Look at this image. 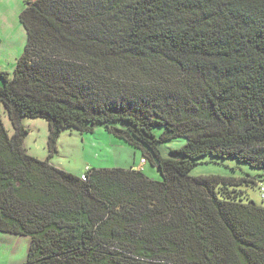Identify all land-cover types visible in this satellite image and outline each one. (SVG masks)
<instances>
[{
    "label": "trees",
    "instance_id": "trees-1",
    "mask_svg": "<svg viewBox=\"0 0 264 264\" xmlns=\"http://www.w3.org/2000/svg\"><path fill=\"white\" fill-rule=\"evenodd\" d=\"M23 3L24 51L0 70V233L30 239L24 264H264V208L237 190L259 176H190L210 156L264 177V0ZM35 119L45 160L24 147ZM97 127L138 165L51 163L64 131Z\"/></svg>",
    "mask_w": 264,
    "mask_h": 264
},
{
    "label": "rangeland",
    "instance_id": "rangeland-1",
    "mask_svg": "<svg viewBox=\"0 0 264 264\" xmlns=\"http://www.w3.org/2000/svg\"><path fill=\"white\" fill-rule=\"evenodd\" d=\"M23 9V0H0V70L8 73L10 78L13 76L16 61L25 48V31L19 23V15ZM11 53L13 55L12 58H10ZM0 115L6 129L9 133H12L9 120L2 107H0ZM25 122H32V120H25ZM33 122L38 126L34 129L30 128L28 125L32 131L29 137L26 138L25 142L28 148L31 147L34 149V152L36 153L35 155L41 156V154L44 155L47 152L45 146L47 139V130L44 125L45 121L35 119ZM27 124L28 123H25V125ZM117 126H121V124L118 123ZM154 133L160 134L161 128L155 129ZM184 144V139H178L161 145L160 151L162 157H172L170 151L179 149ZM56 148L57 153L52 159L53 163L56 165L54 166L67 173L78 176L83 174L87 168L127 169L131 166H136L142 158L138 151L127 147L120 140L104 131L101 127L95 128L94 133L89 135H79L76 132L66 130L60 135ZM145 169L149 178L159 181L161 177L156 167L147 162ZM262 175V170L253 169L246 164L238 163L232 159H213L210 156L200 158L197 161V165H195L190 171V176L192 177L221 176L235 179H250L259 176L258 180L260 179V181H262L261 183L256 181L258 184L253 185L245 182L242 183L237 190L242 191L247 198L253 201L256 205L264 208V198L262 199V193L259 190L260 187L264 188V177L261 178ZM0 238L18 240V242H20L19 248L22 253L25 251L23 253V259L25 257L26 261L30 244L29 238L1 233ZM1 245L3 244H0V250L3 248ZM4 263L7 264L6 256L4 257ZM22 263L25 262H20L19 264Z\"/></svg>",
    "mask_w": 264,
    "mask_h": 264
},
{
    "label": "crops",
    "instance_id": "crops-1",
    "mask_svg": "<svg viewBox=\"0 0 264 264\" xmlns=\"http://www.w3.org/2000/svg\"><path fill=\"white\" fill-rule=\"evenodd\" d=\"M0 42H1V33H0ZM12 53H11V55H10V58H12ZM11 60V59H10ZM27 121H30V120H27ZM34 120H32V122H25V120L22 122V125H23V127L25 128V129H27V131H28V134H27V136H26V138L27 137H29V135L31 134V131H32V129H30V128H36L38 125L37 124H35V122H33ZM25 123H28L27 125H25ZM28 125H29V127H28ZM45 125V127H46V130H47V124L45 123L44 124ZM44 127V126H43ZM9 132V131H8ZM12 132V131H11ZM9 134H12V133H9ZM47 135H48V130H47ZM26 138H25V140H26ZM25 140H24V147H25V149H26V151H27V153L30 155V156H32V157H35V158H37V159H40V160H45L46 158H47V156H48V154H47V152L43 155V154H41V156H38V155H35L36 153L34 152V149L33 148H28V146L26 145V142H25ZM46 144H47V139H46V143H45V146H46ZM33 150V151H32ZM47 150V149H46ZM141 160V159H140ZM140 160H139V162H140ZM51 163L53 164V165H55L54 163H53V160H51ZM138 165V164H137ZM56 166V165H55ZM144 173L146 174V169H145V166H144ZM147 175V174H146ZM153 179V178H152ZM13 236V235H12ZM17 237H19V236H17ZM19 243L20 242H18V240H12L11 238H0V244H3V245H1V246H3V248L0 250V253H2V254H0V264H5L4 263V257L6 256L7 257V264H19L20 262H25V257H24V259H23V253L25 252H23L22 253V251H21V249L19 248L20 246H19ZM24 245V244H23ZM5 247V248H4ZM25 247V246H24ZM22 253V254H21ZM2 255V256H1ZM22 258V259H21ZM21 260H23V261H21ZM2 262V263H1ZM22 264H24V263H22Z\"/></svg>",
    "mask_w": 264,
    "mask_h": 264
},
{
    "label": "built area",
    "instance_id": "built-area-1",
    "mask_svg": "<svg viewBox=\"0 0 264 264\" xmlns=\"http://www.w3.org/2000/svg\"><path fill=\"white\" fill-rule=\"evenodd\" d=\"M142 163H143V161H142ZM81 179H82V180H85V175H82V176H81ZM260 191L263 192V188H261Z\"/></svg>",
    "mask_w": 264,
    "mask_h": 264
}]
</instances>
